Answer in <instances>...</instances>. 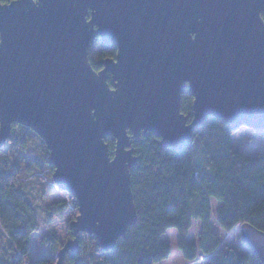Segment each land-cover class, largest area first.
Segmentation results:
<instances>
[{
	"label": "water",
	"instance_id": "obj_1",
	"mask_svg": "<svg viewBox=\"0 0 264 264\" xmlns=\"http://www.w3.org/2000/svg\"><path fill=\"white\" fill-rule=\"evenodd\" d=\"M262 14L264 0L0 3V149L14 126L33 132L48 151L54 186L77 205L74 238L55 264H66L79 235L107 252L136 224L129 133H151L177 152L206 117L232 131H264ZM96 35L116 45L99 72L88 59ZM185 88L190 123L180 111ZM239 232L264 264V233L250 224Z\"/></svg>",
	"mask_w": 264,
	"mask_h": 264
},
{
	"label": "trees",
	"instance_id": "obj_2",
	"mask_svg": "<svg viewBox=\"0 0 264 264\" xmlns=\"http://www.w3.org/2000/svg\"><path fill=\"white\" fill-rule=\"evenodd\" d=\"M261 16L264 21V14ZM115 55V43L102 45L98 35L88 49L96 72L101 60ZM108 84L112 87L109 76ZM192 102L185 88L180 111L189 123ZM233 132L223 120L206 117L193 130L190 143L177 152L162 148L160 138L151 133H142L139 139L129 133L136 159L130 169L136 224L107 252L100 250L94 237L79 235L77 249L65 256L66 264H161L171 256L170 245L162 240L169 230L176 231L177 249L188 263L202 258L203 264H262L244 247L239 227L250 224L264 233V153L248 157L236 151ZM14 138L12 133L9 147L6 144L0 149V264H55L63 244L54 236L42 239V245L50 248L49 258L29 260L31 236L39 229L36 201L45 194L32 176L35 170L26 163L33 161L26 152L27 141L15 142ZM106 144L113 158L115 139L108 137ZM34 161L36 170L43 166L53 171L45 160ZM213 201L220 205L215 220ZM68 206L56 202L41 209L45 223L50 225L52 216H61ZM194 222L199 223L200 233L191 244L188 236ZM213 226L230 237L237 233L239 238L222 241ZM69 235L72 240L70 229Z\"/></svg>",
	"mask_w": 264,
	"mask_h": 264
},
{
	"label": "rangeland",
	"instance_id": "obj_3",
	"mask_svg": "<svg viewBox=\"0 0 264 264\" xmlns=\"http://www.w3.org/2000/svg\"><path fill=\"white\" fill-rule=\"evenodd\" d=\"M14 141L26 140L25 148L28 152V157L33 159V161H26V163L31 167V170H35L32 176L39 181L40 185L44 190V199H39L36 201L37 205V217L39 223V229L37 233L31 236L30 240V253L29 260L34 261L36 259L49 258L51 251L49 246L42 245V239L49 236H54L61 244H65L71 240L69 235V225L75 220L78 215L77 210L73 206V198L62 191H58L52 181L53 171L49 168L38 167L34 163V158L40 160H47L46 147L44 143L30 130H27L21 126H15L12 130ZM231 142L236 151L241 152L243 155L248 157L256 156L257 154L264 153V131L252 130L246 127H241L233 132L231 136ZM9 147L7 143L6 148ZM47 152V153H46ZM31 179V178H30ZM41 188V189H42ZM56 202H66L69 206L66 211H64L61 216H52V222L50 225L45 223L44 218L45 213L41 209L48 207L49 205ZM219 203L212 202L213 219L217 215V210ZM45 216V217H44ZM214 233L219 236L220 240L224 241H236L239 237L238 234H233L231 237L228 234L220 231L216 226H213ZM200 233L199 223L194 222L191 230L189 231L188 240L191 244H195L198 240ZM1 235V234H0ZM82 236V235H80ZM2 238V235H1ZM4 238V237H3ZM177 233L175 230H169L163 237L162 240L166 241L171 247L170 258L162 264H191L186 262L180 252L177 249ZM2 240V239H1ZM192 264H203L202 260H198Z\"/></svg>",
	"mask_w": 264,
	"mask_h": 264
},
{
	"label": "flooded vegetation",
	"instance_id": "obj_4",
	"mask_svg": "<svg viewBox=\"0 0 264 264\" xmlns=\"http://www.w3.org/2000/svg\"><path fill=\"white\" fill-rule=\"evenodd\" d=\"M112 59H114V58H112ZM98 66L100 67V69L97 71V72H99L101 69H102V67L99 65V63H98ZM93 68V67H92ZM95 71V70H94Z\"/></svg>",
	"mask_w": 264,
	"mask_h": 264
},
{
	"label": "built area",
	"instance_id": "obj_5",
	"mask_svg": "<svg viewBox=\"0 0 264 264\" xmlns=\"http://www.w3.org/2000/svg\"><path fill=\"white\" fill-rule=\"evenodd\" d=\"M56 189H57L58 191H60L57 187H56ZM200 260H202V258H200Z\"/></svg>",
	"mask_w": 264,
	"mask_h": 264
},
{
	"label": "snow or ice",
	"instance_id": "obj_6",
	"mask_svg": "<svg viewBox=\"0 0 264 264\" xmlns=\"http://www.w3.org/2000/svg\"><path fill=\"white\" fill-rule=\"evenodd\" d=\"M34 2H35V0H34ZM112 91H115V89H113Z\"/></svg>",
	"mask_w": 264,
	"mask_h": 264
},
{
	"label": "crops",
	"instance_id": "obj_7",
	"mask_svg": "<svg viewBox=\"0 0 264 264\" xmlns=\"http://www.w3.org/2000/svg\"><path fill=\"white\" fill-rule=\"evenodd\" d=\"M164 263V262H163ZM162 264V263H161Z\"/></svg>",
	"mask_w": 264,
	"mask_h": 264
}]
</instances>
